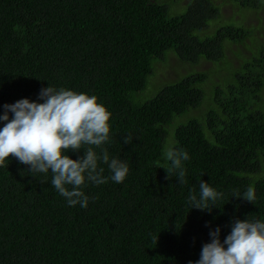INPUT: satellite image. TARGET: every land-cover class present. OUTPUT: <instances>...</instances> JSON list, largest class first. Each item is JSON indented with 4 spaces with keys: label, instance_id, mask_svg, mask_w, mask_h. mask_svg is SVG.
I'll use <instances>...</instances> for the list:
<instances>
[{
    "label": "trees",
    "instance_id": "1",
    "mask_svg": "<svg viewBox=\"0 0 264 264\" xmlns=\"http://www.w3.org/2000/svg\"><path fill=\"white\" fill-rule=\"evenodd\" d=\"M227 1L264 11V0H187L175 16L157 0H0V115L24 98L43 103L50 85L95 95L112 116L109 142L94 150L130 169L115 183L98 162L107 182H86L82 208L55 190L50 171L29 173L9 157L0 166V264H195L210 231L219 227L223 242L235 219L264 220V18L226 16ZM167 54L212 67L136 100ZM167 148L189 155L183 184L156 166ZM201 180L224 193L210 212L188 200L199 199ZM249 186L253 203L232 197Z\"/></svg>",
    "mask_w": 264,
    "mask_h": 264
},
{
    "label": "clouds",
    "instance_id": "2",
    "mask_svg": "<svg viewBox=\"0 0 264 264\" xmlns=\"http://www.w3.org/2000/svg\"><path fill=\"white\" fill-rule=\"evenodd\" d=\"M39 99L44 102L24 98L3 106L5 111L0 115V121L5 123L0 128V166H7L8 158L15 157L21 164L30 166L29 173L47 175L50 171L51 185L68 204L87 208L89 196L83 191L86 182L99 185L108 179L103 177L104 169L98 168V162L108 165L110 179L115 183H122L130 171L123 159H110L107 149L100 154L94 150L110 140L112 113L98 103L99 98L95 95L56 89L51 85L41 89ZM9 112L13 114L11 119ZM131 139L126 136L124 143H131ZM81 149L84 156L79 159L74 160L66 154ZM163 158L165 164L157 161V168L166 171V178L170 179L175 173L179 183H185L182 161L189 159L188 153L183 149L167 148ZM199 189V199L193 194L188 197L191 209L210 212L213 207H209V203L215 205L224 195L202 180ZM232 197L253 203L255 189L249 186L242 195L235 190ZM220 232L219 227L210 231V242L203 245L200 259L195 264H264V220L249 219V216L243 220L235 219L223 242ZM189 264L193 262L189 261Z\"/></svg>",
    "mask_w": 264,
    "mask_h": 264
},
{
    "label": "rangeland",
    "instance_id": "3",
    "mask_svg": "<svg viewBox=\"0 0 264 264\" xmlns=\"http://www.w3.org/2000/svg\"><path fill=\"white\" fill-rule=\"evenodd\" d=\"M158 3H166L169 8V14L171 16H175L181 13L185 8V3L187 0H157ZM221 1V0H219ZM222 11L229 16L235 15L234 19L243 18L244 23L246 25H257L259 23V19L263 20L264 11L254 12V11H238L235 8H232V5L228 3L222 7ZM264 25V24H263ZM243 51L246 52L245 49ZM168 55V54H167ZM169 59L167 62L162 63L155 61L153 62V72L147 78V83L143 91H139L137 96H135L136 100H144L154 95L157 90L167 83H171L178 80L181 76L185 75V73L192 72L196 69L198 70H208L212 67V64L200 61L196 66H189L187 64L179 63L177 58H175L172 54H169ZM228 67V66H227ZM225 73V72H224ZM223 73V74H224ZM226 74V73H225Z\"/></svg>",
    "mask_w": 264,
    "mask_h": 264
}]
</instances>
